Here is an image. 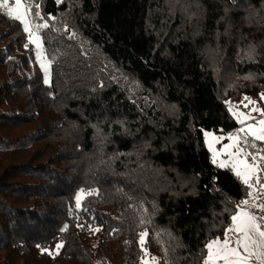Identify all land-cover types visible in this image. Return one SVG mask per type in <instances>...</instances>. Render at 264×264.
I'll use <instances>...</instances> for the list:
<instances>
[{
    "label": "trees",
    "instance_id": "1",
    "mask_svg": "<svg viewBox=\"0 0 264 264\" xmlns=\"http://www.w3.org/2000/svg\"><path fill=\"white\" fill-rule=\"evenodd\" d=\"M30 2L50 82L0 10V264H142L144 231L149 260L202 264L248 193L203 132L261 102L264 0Z\"/></svg>",
    "mask_w": 264,
    "mask_h": 264
},
{
    "label": "snow or ice",
    "instance_id": "2",
    "mask_svg": "<svg viewBox=\"0 0 264 264\" xmlns=\"http://www.w3.org/2000/svg\"><path fill=\"white\" fill-rule=\"evenodd\" d=\"M38 7L37 4L36 8ZM0 10H5L9 18L23 25L24 32L28 34V42L35 46L41 67L47 73L48 64L43 59V44L39 31L49 25L32 24L30 18L33 16V6L30 0H0ZM34 15L39 17L40 13L36 11ZM27 47L28 44H25V48ZM254 53L255 49L250 48L248 57L252 58ZM45 82L47 83V80ZM260 100L264 101V93L260 94ZM241 104L245 109H249V105L252 107L245 112L230 106V111L241 124L237 133L227 137L230 143L224 144L220 151L212 148L211 142L209 147L213 151L212 162L220 168L230 167L247 187V198L236 205V211L230 217L231 224L225 229L223 239L216 237L205 244L202 264H264V149L248 151L249 148H256L253 141L264 142V108L257 107V101L249 97H244ZM214 140L216 143L220 142L219 137ZM222 154L227 158L219 159ZM92 194L94 192L88 193ZM83 196L84 190L81 189L75 197L77 208L81 207ZM147 236V231L139 234L138 242L144 251L142 264H159L156 257L148 259L149 253L144 248Z\"/></svg>",
    "mask_w": 264,
    "mask_h": 264
},
{
    "label": "rangeland",
    "instance_id": "3",
    "mask_svg": "<svg viewBox=\"0 0 264 264\" xmlns=\"http://www.w3.org/2000/svg\"><path fill=\"white\" fill-rule=\"evenodd\" d=\"M5 11V10H4ZM31 19V22L33 25H38V24H41L39 22V19L37 16L34 15L33 13V16L30 18ZM23 26V25H22ZM35 49V53H36V61L38 63V65L40 66L41 68V71H42V74H43V80H44V83L45 84H49L50 82V64L49 62L47 61V59L45 58V56L43 55V59H44V62L46 64H48V72L45 73L44 69L41 67V61L40 59L37 57V50L35 48L34 45H32ZM47 80V83L45 82ZM253 100V99H252ZM244 103H247V101H244ZM230 106L233 107L234 109L238 110V111H245L247 112L251 107L252 105H249V109H245L243 108V105L242 104H239V105H235V104H229V110H230ZM257 107H260V108H264V101H261L260 103L257 102ZM231 115H233V112L230 111ZM253 115H257L256 113H253ZM233 118L235 119V121L241 125L239 122H238V119L236 116L233 115ZM259 118V117H257ZM251 122V121H249ZM241 128V126L235 130L233 133H230V134H234V133H237L238 130ZM206 134H210V135H206ZM230 134H215V133H212V132H207V131H204L203 132V139H204V144H205V147L207 149V151L209 152L210 154V158L211 160H213V151L212 149L209 147V144L210 142L212 143V148L216 149L217 151H220V149L222 148V146L224 144H228L230 143V141L227 139V137L230 135ZM215 137H219L220 138V142L219 143H216L214 138ZM253 143H255L256 145V148L253 149V148H249L248 151H251V152H254V151H257V150H260V149H264V142H260V141H253ZM227 157L225 155H221L219 157V159H226ZM218 166V164H216ZM222 169H230L232 170L230 167H227V168H222ZM233 171V170H232ZM234 173V171H233ZM235 174V173H234ZM223 239V238H222Z\"/></svg>",
    "mask_w": 264,
    "mask_h": 264
}]
</instances>
